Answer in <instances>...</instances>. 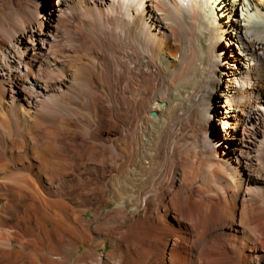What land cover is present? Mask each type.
Wrapping results in <instances>:
<instances>
[{"label": "bare ground", "instance_id": "bare-ground-1", "mask_svg": "<svg viewBox=\"0 0 264 264\" xmlns=\"http://www.w3.org/2000/svg\"><path fill=\"white\" fill-rule=\"evenodd\" d=\"M261 99L264 0H0V264H264Z\"/></svg>", "mask_w": 264, "mask_h": 264}, {"label": "rangeland", "instance_id": "rangeland-1", "mask_svg": "<svg viewBox=\"0 0 264 264\" xmlns=\"http://www.w3.org/2000/svg\"><path fill=\"white\" fill-rule=\"evenodd\" d=\"M48 1H50L51 3H54L56 0H48ZM236 46H237V47H236ZM237 49H238V45H237V44L232 45V50H236V51H237ZM138 80H140L139 83H142V81H143L142 78H138ZM260 102H261V103H264V100L261 99ZM221 104H223V103H220L219 101H215V103L212 105V112H213V114H214L213 124H212V126H211V131H212V132L215 131V128H216V129H220V130H222V126H220V121H219V116H218V114H219V113L221 112V110L223 109V108L221 107ZM157 105L160 106L161 103H157ZM149 106H150V104H148V107H149ZM161 106H162V105H161ZM161 106H160V107H161ZM154 113H156V112H154ZM156 116H157V113H156ZM156 116H155V118H157ZM152 117H153V114H152ZM153 118H154V117H153ZM88 216H89V215H88ZM107 248H108V249H106V252L109 251V249H110V250L112 249V247H111L110 245H108Z\"/></svg>", "mask_w": 264, "mask_h": 264}, {"label": "water", "instance_id": "water-1", "mask_svg": "<svg viewBox=\"0 0 264 264\" xmlns=\"http://www.w3.org/2000/svg\"><path fill=\"white\" fill-rule=\"evenodd\" d=\"M156 116V114L155 113H153V117H155Z\"/></svg>", "mask_w": 264, "mask_h": 264}]
</instances>
